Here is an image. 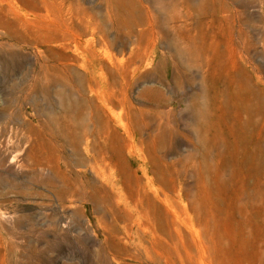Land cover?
<instances>
[{
  "label": "rangeland",
  "instance_id": "rangeland-1",
  "mask_svg": "<svg viewBox=\"0 0 264 264\" xmlns=\"http://www.w3.org/2000/svg\"><path fill=\"white\" fill-rule=\"evenodd\" d=\"M0 264H264V0H0Z\"/></svg>",
  "mask_w": 264,
  "mask_h": 264
}]
</instances>
